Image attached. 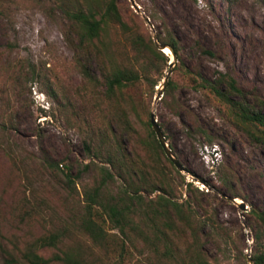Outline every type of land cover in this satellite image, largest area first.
I'll return each mask as SVG.
<instances>
[{
    "label": "rangeland",
    "instance_id": "1",
    "mask_svg": "<svg viewBox=\"0 0 264 264\" xmlns=\"http://www.w3.org/2000/svg\"><path fill=\"white\" fill-rule=\"evenodd\" d=\"M133 2L138 10L130 0H116L128 24L152 35L169 31L177 39L169 78L178 84L174 98L181 112L174 114L170 97H163L161 90L169 66L154 73L158 83L145 100L175 156L190 170L181 172L184 183L178 181L174 187L175 199L191 201L198 215L214 222V230L205 226L199 232L208 262L253 264L246 258L252 253L255 224L249 211L264 208V143L248 137L227 106L191 87L184 66L210 79L220 71L229 74L243 88L246 102L264 114V0ZM70 32L67 17L54 0H0V264L50 228L53 216H66L73 198L66 189L65 172L74 176L90 161L99 163L87 155L83 132L71 125V106L62 103L66 96L76 110L91 108L87 97L77 93L83 78L66 39ZM113 35L122 40L119 44L126 43L120 34ZM167 49L171 61L174 54ZM190 119L207 129L211 143L189 126ZM44 154L59 161L56 171ZM175 170L174 166L171 173L178 179ZM229 173L235 178L232 191L221 184ZM92 175L83 170L74 178L75 188L79 191L81 184L91 182ZM185 182L203 193H189ZM120 188L119 180L109 187L113 193ZM157 193L142 194L152 198ZM233 193L239 194L237 202L244 201L243 210L226 198H233ZM190 241L187 232L179 244ZM38 251L45 256L53 252Z\"/></svg>",
    "mask_w": 264,
    "mask_h": 264
},
{
    "label": "trees",
    "instance_id": "2",
    "mask_svg": "<svg viewBox=\"0 0 264 264\" xmlns=\"http://www.w3.org/2000/svg\"><path fill=\"white\" fill-rule=\"evenodd\" d=\"M54 1L71 25L72 32L66 39L83 78L81 92L77 93L87 97L91 108L88 112L76 110L66 96L62 103L71 106L69 120L83 132L87 155L100 164L90 161L74 176L65 172L66 189L73 198V205L65 209L66 216H53L50 228L16 254H9L5 263L211 264L201 250L199 232L205 226L214 230L215 224L198 215L191 201L175 199L174 187L178 181L184 183V177L178 170L175 173L180 179L172 175L174 164L156 138L145 101L158 83L154 73H161L170 61L156 42L169 46L176 56L177 39L166 31L155 32V41L152 34L133 28L124 20L116 0ZM113 34L123 36L126 43L119 44L122 40ZM201 51L212 54L207 49ZM184 68L191 87L206 91L227 106L244 133L264 143V114L246 102L243 88L232 76L220 71L210 79L196 69ZM177 85L168 78L163 97H170L174 114L178 115L182 108L174 98ZM189 124L202 133L205 141H213L198 120L190 119ZM44 159L51 170L58 169L59 161L47 154ZM72 165L69 163V171ZM81 170H91L93 178L81 184L78 191L74 178ZM234 179L231 173L221 178L223 188L232 191ZM117 180L121 188L113 193L109 187ZM185 184L189 193H203L192 182ZM223 188L217 191L223 193ZM157 191L152 198L142 194ZM249 213L255 223L250 258L253 264H264V208L252 207ZM187 232L191 241L181 246L180 240ZM42 248L53 252L42 255L38 251Z\"/></svg>",
    "mask_w": 264,
    "mask_h": 264
},
{
    "label": "water",
    "instance_id": "3",
    "mask_svg": "<svg viewBox=\"0 0 264 264\" xmlns=\"http://www.w3.org/2000/svg\"><path fill=\"white\" fill-rule=\"evenodd\" d=\"M132 2V5L133 7H135L136 10L139 9V7L137 5H135V3L133 2V0H130ZM145 20L149 23L150 22V19L149 17L145 16ZM153 39L156 41V36L155 34L153 35ZM158 48L160 50H162L164 53H166L164 51L165 48L169 47L167 45H162V44H159L158 42H156ZM169 49L171 50L172 52V49L169 47ZM167 54V53H166ZM174 54V53H173ZM175 55H173V60H171L169 62V70L166 74V76L164 77V79L162 80V87H161V90L164 88V86L166 85V82L169 78V75L171 73V67L174 65V61H175ZM161 93H158V96L160 95ZM150 122H151V125H152V128L155 132V135H156V138L157 140L159 141L160 145L162 146L163 150H164V153L165 155L173 162L174 166L180 171H187V168L186 166L175 156L174 152L172 151L171 147L169 146V144L167 143V140H166V137L163 133V130L155 116V114L152 112L151 113V116H150ZM227 199H230L232 200L233 202H236L237 205L239 206V208L241 210H243L245 208V203L244 201H241V202H237L236 201V197H233V198H229V197H226ZM246 258L248 260H251L250 256L249 255H246ZM252 261V260H251Z\"/></svg>",
    "mask_w": 264,
    "mask_h": 264
},
{
    "label": "built area",
    "instance_id": "4",
    "mask_svg": "<svg viewBox=\"0 0 264 264\" xmlns=\"http://www.w3.org/2000/svg\"><path fill=\"white\" fill-rule=\"evenodd\" d=\"M217 151H218V150H216V149L213 150V152H214V154H215L213 157H215V159H217V158H216L217 155H218V152H217Z\"/></svg>",
    "mask_w": 264,
    "mask_h": 264
},
{
    "label": "bare ground",
    "instance_id": "5",
    "mask_svg": "<svg viewBox=\"0 0 264 264\" xmlns=\"http://www.w3.org/2000/svg\"><path fill=\"white\" fill-rule=\"evenodd\" d=\"M167 50H168L167 48H165V49H164V51H165L166 53H168V51H167Z\"/></svg>",
    "mask_w": 264,
    "mask_h": 264
}]
</instances>
